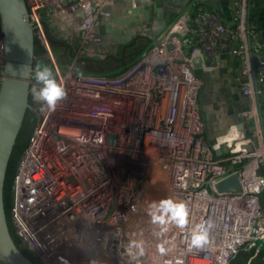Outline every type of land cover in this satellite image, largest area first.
<instances>
[{
    "label": "built area",
    "instance_id": "built-area-1",
    "mask_svg": "<svg viewBox=\"0 0 264 264\" xmlns=\"http://www.w3.org/2000/svg\"><path fill=\"white\" fill-rule=\"evenodd\" d=\"M125 1L136 10L158 0H75L60 13L81 9L86 33L108 4ZM216 1L191 0L125 69L83 77L79 93L107 101L95 113L35 128L14 177L11 220L40 263L230 264L241 250L264 247V36L249 23L250 0ZM219 41L242 62L234 81L243 106L223 126L200 101L199 70L220 65ZM233 126L239 136L229 135ZM233 175L241 189L219 190ZM167 196L187 204L189 223L157 235L147 208ZM196 224L208 239L189 249ZM134 240L143 254L133 248L132 260Z\"/></svg>",
    "mask_w": 264,
    "mask_h": 264
},
{
    "label": "rangeland",
    "instance_id": "rangeland-1",
    "mask_svg": "<svg viewBox=\"0 0 264 264\" xmlns=\"http://www.w3.org/2000/svg\"><path fill=\"white\" fill-rule=\"evenodd\" d=\"M256 1L261 2L260 5L262 4L261 7L263 9L264 0ZM25 2L27 7H29L31 19L38 25V34L40 36L39 39L41 40L45 39L43 32H46V30L48 31V40L56 38L54 30L50 28H53V21L57 20L61 9L75 4V0H64V3H62L61 0H25ZM177 2L179 3V0H158L152 4H143L144 7H141L144 8L143 10L146 12L145 14L148 15L149 20L146 22L140 21L141 24L131 25L129 28L132 30L130 36H127V31L125 30L126 27H120V29H118L119 26L117 25L118 38L116 42L112 41L113 44L111 47L106 46V48H104V52L108 55V57L105 59L106 61L101 70L105 72H107V70L119 71L121 69H125L140 58V56L150 46L151 42L155 39L158 31L160 32V30H163L167 25L174 22L175 18L179 16L180 11L186 8L191 0L186 2V4H178ZM216 2L219 1L217 0ZM208 3L207 5L209 6L214 4L212 1H208ZM149 7L153 10L149 11ZM157 10L159 15L157 12L154 13ZM157 15L159 16V19L156 18ZM253 20L264 29L263 12L255 14ZM89 28L90 32H82L84 37L105 42L104 40L106 36H108V33L105 31L104 26L100 24V22L96 28L93 26H90ZM83 34L81 37H83ZM219 43L217 52L220 51L221 54L220 65L215 71H213L212 74H203L204 70H199V74L202 75V77L204 76V83L200 93V101L202 103V108L206 113H216L214 118L216 121L213 122V125L223 126L227 120L231 119L229 116L232 112L231 110L243 106V101L241 100V96L238 93V88L234 81V76L238 74V68L242 65V62L237 56L231 54L230 49L232 48V45L226 47L220 41ZM46 50L48 52V58L44 62V65H47L52 69L53 76L64 86L66 90V96L57 102L54 109L47 107L49 111L47 117L50 122H52V125L56 127L77 125V123L85 115L95 113L99 104L107 103L106 100V102L94 100L93 98L85 97L79 92L71 89V84L74 79L69 78L68 74L70 72L73 74H79L80 72L90 73V71L94 68V65H85L83 62H77V65H75L72 61L67 59L66 50L61 46H47ZM248 51L251 58L252 71H254L257 61L255 56H253L255 54L253 46H249ZM1 56L2 42L0 40V57ZM43 105L45 106L46 104L43 103L42 106ZM117 110L122 111L120 108H117L116 111ZM227 112L228 116H226ZM36 122L37 121L33 122L32 120L28 122L26 126L24 125V130H22V133L17 141L16 151L9 166L11 171H13V180L20 162L21 153L29 141V137L32 132V125ZM251 248H253V246L241 250L237 257L230 262V264H248L247 252ZM263 249L264 247L260 248V250ZM257 258L256 260H252L249 264H264L262 257L260 259Z\"/></svg>",
    "mask_w": 264,
    "mask_h": 264
},
{
    "label": "flooded vegetation",
    "instance_id": "flooded-vegetation-1",
    "mask_svg": "<svg viewBox=\"0 0 264 264\" xmlns=\"http://www.w3.org/2000/svg\"><path fill=\"white\" fill-rule=\"evenodd\" d=\"M187 0H179V3H185ZM178 3V2H177ZM178 3V4H179ZM144 7V5H141ZM139 7L138 10L133 11L131 9L130 4L125 1L121 4L116 3H110L105 8V12L100 15V24L104 26L105 31H107V35L105 38V42H102L97 39H88L84 37V34L82 33V23L84 22V13L81 9L76 10L72 14H66V13H60L58 15L57 20L53 21L52 27H50L52 30H54V35L56 38L53 40H48V31H44V40L39 39L40 36L38 34V25L34 22V20L31 19V13L29 10V7L26 5V16H27V26L25 27V34L20 32V26L17 28H14L15 31H13V34L11 33V29H8L6 26V22L8 19L4 18V11L2 6L0 5V40L2 42V56L0 57V91L3 86V83L5 81V78L8 77V64H9V58L16 57L17 59H22L25 57V53H22V51L13 57L12 50L15 49L16 44L18 45L22 43V40L26 39V36L32 37V47H31V67H30V76L28 80V95H27V101L28 106L25 109L24 117L22 121V125L16 140L17 141L22 133V130H24V125L30 121L33 120V122L37 121L32 125V132L29 137V141L31 139V136L33 135L35 128L38 126V124L42 123L43 120H46L48 122L47 115L49 114V111L47 109V106L43 105V102L39 100L38 96L33 94L32 89L33 88H39L40 85L37 84V82L34 80V68L36 65L41 64L44 65V62L48 58V52L46 50L47 46H61L65 48L66 50V57L70 61H72L75 65H77V62H83L85 65H94V68L90 73H84L80 72L79 74H73L70 72L68 74L69 78H73L72 87L73 91L79 92V88L82 87V83L80 82L83 77H92L96 75H110L114 70H107V72L102 71V66L105 63V59L108 57V55L104 52V48L106 46L111 47L113 42H116L117 40V30L121 28H125L127 31V36H130L132 33V30H130V26L133 24H141L140 21L146 22L149 20L148 15L145 14L146 12L143 10L144 8ZM153 9L149 7V11H152ZM3 11V12H2ZM133 11V12H132ZM148 11V12H149ZM144 12V14H143ZM158 14V10L154 13ZM159 15V14H158ZM156 16L157 19H159V16ZM151 16V14H150ZM55 17V16H54ZM9 23V21H8ZM117 25L119 28L117 29ZM122 30V29H121ZM29 32V34H28ZM83 34V37H81ZM113 41V42H112ZM17 47V46H16ZM111 57V56H109ZM71 68V67H70ZM70 88V87H69ZM50 122V120H49ZM52 124V122H50ZM29 141L22 151L26 150ZM16 144L14 146L13 152H12V158L16 151ZM11 163V162H10ZM11 168H9L8 176L12 173ZM14 181V180H13ZM13 186V183H12ZM264 197V194L262 195ZM11 200H12V187H11ZM13 224V223H12ZM42 264V263H41Z\"/></svg>",
    "mask_w": 264,
    "mask_h": 264
},
{
    "label": "water",
    "instance_id": "water-1",
    "mask_svg": "<svg viewBox=\"0 0 264 264\" xmlns=\"http://www.w3.org/2000/svg\"><path fill=\"white\" fill-rule=\"evenodd\" d=\"M0 5L5 8V17L11 19V33L14 28L20 26V32L25 34L27 26L26 2L25 0H0ZM9 9V10H6ZM18 9V10H17ZM15 10V11H14ZM28 29V26H27ZM22 33V34H23ZM29 34V32H28ZM17 46V47H16ZM12 50L13 57L22 51L25 53L30 70L32 37L27 35L22 43L16 44ZM13 64H8L9 68L18 69L21 60ZM13 82V83H11ZM28 82H14L6 80L0 91V264H37L17 243L12 235L5 203V185L8 174V168L12 158V152L22 125L24 112L28 106ZM263 100V94H260ZM241 183L237 176H229L218 183V189L221 191L240 190Z\"/></svg>",
    "mask_w": 264,
    "mask_h": 264
},
{
    "label": "clouds",
    "instance_id": "clouds-1",
    "mask_svg": "<svg viewBox=\"0 0 264 264\" xmlns=\"http://www.w3.org/2000/svg\"><path fill=\"white\" fill-rule=\"evenodd\" d=\"M34 80L40 85L39 88H33V94L38 96L39 100L47 105L48 108L54 109L59 100L66 96L64 86L58 82L53 76V71L47 65L38 64L34 68ZM229 135L239 136L240 132L235 126L230 130ZM147 211L153 223L159 224L161 232L167 231L169 224L183 228L189 223V208L183 200H178L172 196H167L158 201H151ZM188 247H201L207 242L208 229L203 224H196L191 227ZM143 241H131L127 251L130 254V259L135 260L136 254L133 253V248L139 249L138 254H143ZM165 242L162 241L159 245V251L165 252Z\"/></svg>",
    "mask_w": 264,
    "mask_h": 264
},
{
    "label": "trees",
    "instance_id": "trees-1",
    "mask_svg": "<svg viewBox=\"0 0 264 264\" xmlns=\"http://www.w3.org/2000/svg\"><path fill=\"white\" fill-rule=\"evenodd\" d=\"M261 2L256 1V0H250V4H249V23L253 26L254 30L257 32H261L264 36V29L261 28L256 22H254L253 17L255 16V14H257L258 12H263L264 13V8L262 9ZM12 159V158H11ZM11 162V161H10ZM10 166V165H9ZM10 168V167H9ZM9 168H8V172H9ZM12 174H10L8 176L7 174V179H6V185H5V203H6V211H7V216H8V222L10 225V229L12 232V235L14 236V238L16 239L17 243L19 244V240L18 237L16 235L14 226L12 224V220H11V205H12V200H11V187H12V183H13V171L10 172ZM262 200V204L264 206V197H261ZM28 254V256L30 258H32V260H34L37 264H41L32 254H30L29 252H26ZM257 259H260L261 257L264 260V249L260 250L258 252H256L255 247L251 248L248 252H247V258L251 257V256H255ZM256 260V259H254Z\"/></svg>",
    "mask_w": 264,
    "mask_h": 264
},
{
    "label": "bare ground",
    "instance_id": "bare-ground-1",
    "mask_svg": "<svg viewBox=\"0 0 264 264\" xmlns=\"http://www.w3.org/2000/svg\"><path fill=\"white\" fill-rule=\"evenodd\" d=\"M2 6V5H1ZM3 8V11H4V18L6 19V13H5V8L4 7H2ZM38 9V8H37ZM6 10H9V9H6ZM18 10V9H17ZM2 11V12H3ZM10 11V10H9ZM15 11V10H14ZM8 19V18H7ZM10 20L11 19H8V21L10 22ZM8 21L6 22V26L8 27V29H11L10 27H11V25L8 23ZM21 54V53H20ZM10 60H9V63H10V65L11 64H13L14 66H15V62H18L19 60H15V59H12V57L11 58H9ZM27 59H29V57H23V59L21 60V64L19 65V67H18V69H13V68H9V70H8V77H6L5 78V81L6 80H8V81H13L14 80V82H23L24 80L25 81H27L28 82V78H29V76H30V70H29V66H28V61H27ZM4 81V82H5ZM11 83H13V82H11ZM4 84V83H3Z\"/></svg>",
    "mask_w": 264,
    "mask_h": 264
},
{
    "label": "crops",
    "instance_id": "crops-1",
    "mask_svg": "<svg viewBox=\"0 0 264 264\" xmlns=\"http://www.w3.org/2000/svg\"><path fill=\"white\" fill-rule=\"evenodd\" d=\"M188 1H189V0H187L186 2H188ZM186 2H185L184 4H186ZM121 3H124V2H120V3H116V4L119 5V4H121ZM128 3H129V2H128ZM143 4H145V3L140 4L136 10H138L139 7H140L141 5H143ZM131 9H132V8H131ZM132 10H133V11H136V10H134V9H132ZM180 10H181V9H180ZM133 11H132V12H133ZM160 31H161V30H160ZM158 33H159V31H158ZM251 257H252L251 259H250V257L248 258V261L250 260L249 263L252 262V260L256 259V255H255V256H251ZM249 263H248V264H249Z\"/></svg>",
    "mask_w": 264,
    "mask_h": 264
}]
</instances>
